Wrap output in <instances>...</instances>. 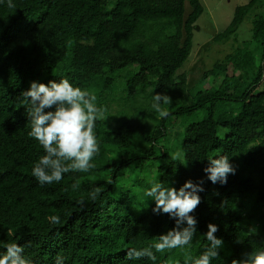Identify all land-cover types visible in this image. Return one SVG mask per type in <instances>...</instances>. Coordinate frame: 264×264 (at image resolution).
I'll use <instances>...</instances> for the list:
<instances>
[{"label": "trees", "instance_id": "trees-1", "mask_svg": "<svg viewBox=\"0 0 264 264\" xmlns=\"http://www.w3.org/2000/svg\"><path fill=\"white\" fill-rule=\"evenodd\" d=\"M255 2L236 7L215 39L233 35ZM203 11L201 0H0V250L20 244L28 264H194L213 223L223 246L212 264L264 251V18L252 27L259 58L234 49L203 73L212 84L190 97L177 70ZM60 79L95 98L100 150L88 172L41 187L31 170L43 150L28 135L21 94L32 81ZM156 93L171 99L159 111ZM202 110L201 120L178 129L187 164L175 163L180 151L167 146L168 129ZM220 156L240 168L223 186L205 180L191 245L136 257L173 227L167 214L152 213L145 189L201 179L207 159Z\"/></svg>", "mask_w": 264, "mask_h": 264}, {"label": "clouds", "instance_id": "clouds-1", "mask_svg": "<svg viewBox=\"0 0 264 264\" xmlns=\"http://www.w3.org/2000/svg\"><path fill=\"white\" fill-rule=\"evenodd\" d=\"M30 131L33 138L43 150L32 168V176L41 187L59 183L70 172H88L92 159L99 153L96 127L98 108L92 103L95 98L79 86H74L68 79L50 80L47 84L32 81L22 94ZM157 111L161 103H171L169 96L156 93L153 97ZM166 116L167 113H162ZM175 163L187 159L181 153L171 158ZM236 167L228 156L207 159L203 168L204 177L196 181L186 180L179 188L168 186L159 180L153 181L144 191V199L154 202L151 211L155 215L167 214L173 221V227L160 234L158 241L135 252L136 257L148 255L156 257L149 251L166 252L168 250L190 246L197 231L198 220L193 215L201 203L199 193L204 191L205 180L213 185H225L229 175H235ZM94 198V197H93ZM59 223V217L51 218ZM203 234L209 242L206 250L194 264H212L219 257L223 240L218 238V226L207 224ZM23 246L18 243L7 244L0 250V264H28L21 255ZM127 255V253H126ZM232 264H264V251L245 253L241 260Z\"/></svg>", "mask_w": 264, "mask_h": 264}, {"label": "rangeland", "instance_id": "rangeland-1", "mask_svg": "<svg viewBox=\"0 0 264 264\" xmlns=\"http://www.w3.org/2000/svg\"><path fill=\"white\" fill-rule=\"evenodd\" d=\"M250 0H202L204 11L196 20L192 30V47L188 58L183 65L177 70V73H185L187 75V90L186 92L192 94L198 90L206 89L212 83L202 80L204 72L213 67V65L225 58V56L238 48L241 50L250 49L253 51L252 57H258L259 53L254 50L255 42H252V27L255 18H264V0H256L255 5L244 16L243 21L240 23L235 33L229 37H220L218 40L215 36L221 33L232 21L234 17L235 8L240 5H245ZM191 6L189 2L184 3L185 17L190 13ZM254 72V71H253ZM252 71L249 73L248 80L252 78ZM217 84V82H215ZM145 101V100H144ZM143 101V102H144ZM184 97L176 101L174 105L182 104ZM238 105V104H237ZM234 105L233 107H237ZM226 110L230 107L227 105ZM206 115L205 111H197L187 117H181L173 120V127L167 131L168 147L174 151L181 153V131L187 123L201 120ZM225 130H218L221 137L225 136ZM165 141V143H166ZM173 156V155H171ZM159 163H156V166ZM236 169L240 168L239 164L235 165ZM240 173V171H239ZM247 175L246 173H240ZM254 199L250 200V206L253 204Z\"/></svg>", "mask_w": 264, "mask_h": 264}, {"label": "crops", "instance_id": "crops-1", "mask_svg": "<svg viewBox=\"0 0 264 264\" xmlns=\"http://www.w3.org/2000/svg\"><path fill=\"white\" fill-rule=\"evenodd\" d=\"M201 2H202V0H201ZM202 4H203V2H202ZM204 7V6H203Z\"/></svg>", "mask_w": 264, "mask_h": 264}]
</instances>
